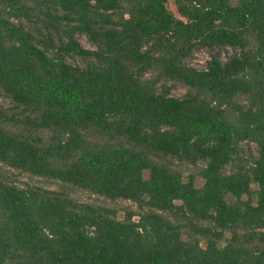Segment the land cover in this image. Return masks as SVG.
I'll use <instances>...</instances> for the list:
<instances>
[{
    "label": "trees",
    "instance_id": "16d2710c",
    "mask_svg": "<svg viewBox=\"0 0 264 264\" xmlns=\"http://www.w3.org/2000/svg\"><path fill=\"white\" fill-rule=\"evenodd\" d=\"M168 2L0 0V264H264V0Z\"/></svg>",
    "mask_w": 264,
    "mask_h": 264
},
{
    "label": "rangeland",
    "instance_id": "374dc122",
    "mask_svg": "<svg viewBox=\"0 0 264 264\" xmlns=\"http://www.w3.org/2000/svg\"><path fill=\"white\" fill-rule=\"evenodd\" d=\"M168 6L176 15H180L178 12L175 0H169ZM77 38L79 39V41L84 46L90 47V44L88 42L86 35L77 34ZM214 53L220 55L223 60H226L230 55H233L234 53H236V50L232 46H227L224 48L215 47ZM210 54H211V50L209 48L198 47L195 55L191 59V62L198 67H205L206 66V60L210 57Z\"/></svg>",
    "mask_w": 264,
    "mask_h": 264
}]
</instances>
